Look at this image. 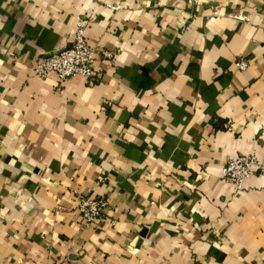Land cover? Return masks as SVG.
Returning <instances> with one entry per match:
<instances>
[{"label": "crops", "instance_id": "1", "mask_svg": "<svg viewBox=\"0 0 264 264\" xmlns=\"http://www.w3.org/2000/svg\"><path fill=\"white\" fill-rule=\"evenodd\" d=\"M78 17L96 79L38 77ZM263 154L264 0H0V264H264V174L220 178Z\"/></svg>", "mask_w": 264, "mask_h": 264}, {"label": "built area", "instance_id": "2", "mask_svg": "<svg viewBox=\"0 0 264 264\" xmlns=\"http://www.w3.org/2000/svg\"><path fill=\"white\" fill-rule=\"evenodd\" d=\"M111 8L120 9L121 4H113ZM89 23L90 20L87 18L78 17L73 28L72 45L38 56L33 65L34 73L40 78L53 75L61 84L75 76H81L88 81L95 80L97 72L93 64L96 60V48L89 43L86 36ZM105 56L110 57L111 54L107 52ZM246 66L245 60L236 61L238 69L243 70ZM254 170L261 175L264 174V154L261 157L256 155L231 157L222 168L220 178L238 189ZM106 205L102 198H80L77 208L83 223L94 225L102 217Z\"/></svg>", "mask_w": 264, "mask_h": 264}]
</instances>
